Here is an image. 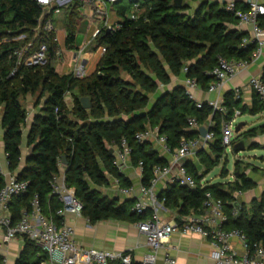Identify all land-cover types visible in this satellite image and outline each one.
Returning <instances> with one entry per match:
<instances>
[{
	"label": "trees",
	"instance_id": "16d2710c",
	"mask_svg": "<svg viewBox=\"0 0 264 264\" xmlns=\"http://www.w3.org/2000/svg\"><path fill=\"white\" fill-rule=\"evenodd\" d=\"M173 0H141L138 9L127 6L113 7L118 16L119 28L102 29L95 38L97 50L105 49L95 71L83 79L71 74L58 75L52 65L57 51L54 33L43 31L36 38L34 47L47 45V62L43 66H18L13 56L25 42L15 39L26 34L34 38L41 9L32 0H0V128L7 170L18 182L26 183L25 194L15 197L10 205L14 219L29 207L34 195L39 198L44 215L59 221L55 215L60 208L52 195L51 181L63 172L68 188L82 205L81 215L91 225L104 221L137 224L145 220V214L132 213L133 202H122L109 197L100 189L110 185V179L118 180L120 187L131 188L124 173L112 165L109 150L119 147L124 140L131 150L130 165L141 164V185L149 187L155 167L167 165L152 143H137L134 136L147 126L157 128L167 139L171 151L178 148L183 139L198 138L197 131L187 128V120L194 118L205 125L212 109L203 103L201 109L189 100L181 86L171 91L159 92L160 86L170 85L171 77L194 81L207 90L213 79L209 72L219 58L227 61H250L255 50L253 44L242 47L247 34L237 31L238 19L217 3L205 0H182L181 9L172 7ZM190 4H195L192 7ZM246 4L235 3V9L246 11ZM76 5L64 13L67 27L64 45L70 51L76 49V34L69 27L71 21L82 20ZM134 19H131V16ZM46 20V18H44ZM264 21V17H262ZM35 49V48H34ZM184 69L186 72L184 73ZM261 80L264 83V67ZM153 96V103L150 102ZM26 97L36 98L38 112L33 117L26 135L29 153L22 161V129L26 126L27 113L21 104ZM69 97V102L65 98ZM88 98L90 109L84 110L80 100ZM222 102L227 114L215 113L213 128L215 139L207 151L197 155L198 164L185 163L187 173L196 187L191 189L176 183L168 184L158 193V200L169 213L177 218L201 210L205 193L220 199L224 204L227 222L224 228L243 234L246 244L264 246V196L249 206L238 204L236 195L251 191L255 184L234 165L230 183H206L201 181L224 158L220 123L231 121L235 111L244 114L240 99L234 92H227ZM264 112V103L254 95L249 114ZM235 136L232 146L250 140L249 150H260L252 142L264 134V126L253 128ZM237 153H235L236 155ZM61 157H65L66 165ZM239 162V161H237ZM228 173L222 166L220 177ZM264 175V173H263ZM6 183L0 176V190ZM235 213V215L233 214ZM42 252L30 241L23 240V248L15 264H39ZM0 264L3 260L0 257Z\"/></svg>",
	"mask_w": 264,
	"mask_h": 264
},
{
	"label": "built area",
	"instance_id": "2783aa9c",
	"mask_svg": "<svg viewBox=\"0 0 264 264\" xmlns=\"http://www.w3.org/2000/svg\"><path fill=\"white\" fill-rule=\"evenodd\" d=\"M40 9L41 16L38 20V26L33 30L34 38L28 40L26 34L18 36L15 41L25 42V44L16 50L13 56L17 59L18 66L34 67L43 66L47 62V45L40 43L34 47L37 36L41 31L44 33H54L55 14H58L62 8L67 11L74 6H78L82 13V21L86 20L94 29L92 38L85 44L72 50V59L75 66L71 75L75 79H83L87 76L86 58L89 51L86 47L95 41L96 36L102 29L116 30L119 28L118 22L109 24L111 13L110 7H116L122 0H32ZM140 0H129L134 10L138 9ZM236 0H228L225 9L232 12L238 19L239 26H249L251 36L242 40V47L253 44L255 50L250 61H227L223 58L217 60L216 65L209 72L213 82L209 85L208 93H218L221 91L224 83L235 77L240 71L245 70L252 61L257 59L264 46V4L260 0H244L248 6L246 11L235 9ZM46 18V20L44 19ZM134 19V16H131ZM53 42H58V37H53ZM35 48V49H34ZM100 55L105 53L103 47L97 48ZM60 51L55 52L57 60H61ZM186 72V69L183 71ZM248 89L257 99L264 103V83L259 77H253L248 82ZM183 88L189 100L194 101L192 91L198 86L194 81L184 80ZM235 99H239L240 90H234ZM68 102V97L65 98ZM195 102V107L201 109L203 103ZM212 109L210 119L205 125H199L194 118L187 120V128L190 131H199L204 127L207 131L205 137L198 134L196 139H183L174 151H171L167 145V139L160 135L157 128L147 126L143 131L134 136L137 143H152L159 153L168 159L167 165L155 167L153 170V179L149 187L139 185L137 193L133 188H122L118 180L111 178L112 187L117 195L122 198L134 197L132 213L145 214L148 216L145 220L136 224V228L141 236L144 237L147 248L150 253L142 260L140 264H156V253L163 249L172 234L197 235L206 240L211 247V259L214 264H264V246L255 245L250 248L246 244L243 234L236 230H226L223 226L227 222V216L224 211V204L220 199L214 198L210 193H205L201 210L197 213H191L185 217H178L174 213L171 219L162 218V214L169 212L163 207L162 202L158 200L157 185L160 181H166V184L176 183L182 187L195 188L194 179L187 173L185 163L188 161L198 164V153L207 151L213 143L215 136L213 128L215 113L220 116L227 114V110L222 100H216L208 103ZM240 116L239 111H235L231 121L226 122L222 119L220 123L221 141L223 147L232 150L233 141L237 134L234 129L237 126L235 119ZM112 165L120 173H124L131 165L129 157L130 148L124 140L119 147L112 149ZM5 156V155H4ZM6 159V157H5ZM59 166H62L59 161ZM0 165V176L3 177L6 185L0 190V230L4 231L3 243H9L17 238L26 239L33 243L44 255V259L39 264H133L131 251L123 253H114L106 251H97L78 246L74 241V231L71 226L66 224L65 215H74L81 217L82 205L75 198L74 191L68 188L64 181L63 172L54 176L51 181L52 195H55L60 208L56 211L59 221L52 217L44 215L37 195L30 200L29 207L22 210L17 219L13 218L10 205L15 197L23 195L27 191V185L18 182L15 175ZM141 180V164L137 167ZM175 171V174H173ZM205 179L201 185L206 184ZM233 180V178H232ZM241 195V194H239ZM235 215V213H233ZM237 239L241 250L238 252L231 246V241ZM2 246L0 244V250ZM4 263V262H3ZM162 264H176L173 257L165 252Z\"/></svg>",
	"mask_w": 264,
	"mask_h": 264
},
{
	"label": "crops",
	"instance_id": "0c3cea01",
	"mask_svg": "<svg viewBox=\"0 0 264 264\" xmlns=\"http://www.w3.org/2000/svg\"><path fill=\"white\" fill-rule=\"evenodd\" d=\"M210 3H217L220 6H225L228 0H205ZM245 4L244 0H236L235 3ZM264 4V0H260ZM119 19L116 21L118 22ZM237 31L243 32L247 34V37L251 36V29L249 26H239L235 27ZM264 42V37H263ZM81 43L77 44L76 38V48H78ZM65 51V50H64ZM72 52V51H68ZM102 56L100 55L98 50H91L86 58V69H87V76L92 74L97 64ZM264 67V46L262 48L261 55L252 61L250 65L245 69L240 71L235 77L229 79L224 83L221 91L218 93H208L207 90H202L200 87L193 90L192 96L194 101L201 102V103H209L216 100H222L223 96L227 92H234L235 89L240 90V107H245V113L249 114V110L252 108V101L254 98V94L248 89V82L253 77H260L262 74V69ZM56 72V71H55ZM57 73V72H56ZM61 76V74L57 73ZM71 74V73H70ZM185 78L180 76L179 78L171 77L170 85L167 87L160 86L159 92L161 89H165V91H171L176 86L183 87ZM29 101L32 97H26ZM68 97V102H69ZM33 102L31 106L27 107L26 113V126L22 129V160L24 157L29 153V149L26 148V135L29 129V126L33 120V117L38 112L39 107L36 108V98L32 99ZM153 103V102H152ZM250 115L251 124L246 125L243 124L242 132L247 130L264 126V112H261L256 115ZM240 114L239 117H241ZM238 117V118H239ZM1 118V114H0ZM237 119V118H236ZM253 119H261L260 121L263 124L253 123ZM1 120V119H0ZM257 125V126H255ZM2 130L0 128V165L1 167L6 170L5 163L6 159L4 156L3 151V143H2ZM250 141V140H249ZM252 142L257 143L261 149H264V134L259 135L255 138ZM116 147L112 148L115 149ZM157 151L158 155L164 158L167 162L168 159L161 155L156 147H154ZM62 173V171H61ZM124 174L129 178L132 188L137 193L138 187L140 185V175L139 170L130 166ZM175 174V171H173ZM260 175V173H258ZM255 184V187L251 190V192L255 193L258 192L259 198L264 195V181L253 179L249 176H246ZM167 186L166 181H160L157 185V193L162 192L165 187ZM110 187H112L111 180L110 185L108 188L104 189L106 195L109 196L110 194ZM113 188V187H112ZM249 192V191H248ZM117 194V193H116ZM244 193L242 196L246 195ZM109 197H115L111 195ZM122 198V197H121ZM241 204H246L245 199H242ZM173 217V216H172ZM171 217V218H172ZM162 218L168 220L171 219L164 214ZM66 224L71 226L74 231V241L75 243L83 248L86 249H93L97 251H106V252H114V253H123L126 251H131L132 255V262L133 264H140L142 260L150 253L149 249L146 246L145 239L141 236L136 228V224H129L125 222H117V221H104L99 222L94 225H91L87 219L84 217H77L74 215H65L64 217ZM227 230V229H226ZM4 239V231L0 230V244L2 246L0 250V257L3 260V264H15L22 248H23V239L17 238L9 243H3ZM231 246L236 250L240 251L241 246L237 239H233L231 241ZM165 252H168L171 257H173L176 261V264H214L211 259V247L209 243L204 240L203 238L197 235H180V234H172L168 239L167 244L161 250L156 253V264H162L163 257Z\"/></svg>",
	"mask_w": 264,
	"mask_h": 264
},
{
	"label": "rangeland",
	"instance_id": "374dc122",
	"mask_svg": "<svg viewBox=\"0 0 264 264\" xmlns=\"http://www.w3.org/2000/svg\"><path fill=\"white\" fill-rule=\"evenodd\" d=\"M141 1V0H140ZM221 2V0H220ZM129 4V0H122L120 3H118L117 6L122 7V6H127ZM192 7H195V4H190ZM109 12L114 10L113 7H110ZM65 8H62L58 14H55L54 20H55V31L54 34L56 37H58V42L56 43L57 46V51H60L63 53L61 54V60H57L55 57L54 61H52V65L55 69V71L61 75H68L70 74L75 66V61L72 59V52H68L70 49L65 47L64 45V40H65V35H66V29L67 27L65 26L67 24L66 20H64L63 16L65 13ZM82 16V13L80 14ZM118 20V16H116V13L112 12L110 16V21L109 24L113 25L116 21ZM77 25L78 28L75 30L76 38H77V44L81 43V45L87 43L93 35V27L89 25V23L84 20L80 22V20L76 21H71L69 23V27L74 28V25ZM80 45V46H81ZM96 47L95 41L91 42L88 47H86V51H91L93 48ZM65 50V51H64ZM95 50V49H94ZM165 89H161L160 92H163ZM34 99V97H32ZM29 101L24 98L21 100V104L26 109L27 107L31 106V103L33 100ZM154 98L153 96H150V102H153ZM261 119H253V123L257 124V122H260L259 124H263ZM241 123H245L246 125L251 124V118L250 115L247 113H244L241 117L235 119V124L239 125ZM257 126V125H255ZM242 132V131H241ZM245 150L239 154L233 153L230 148H226L224 152V158L221 160L219 165L214 168L204 179L205 183L209 184H215V183H230L232 181V174L234 171V165L236 163H239V171L241 173H244L246 176H249L253 179L256 180H261L264 181V149L263 150H254L250 151L249 150V145L251 142L246 139L243 141ZM262 147V146H261ZM239 161V162H237ZM225 165L226 170H227V177L225 179H222L220 177V171L222 169V166ZM260 173V175L258 174ZM102 193H105L104 189H100ZM114 195L117 196L115 193L114 189L110 187V194L109 196ZM241 195H236V200L237 203L241 205L242 199H245L246 206H249L250 203L252 202H258L260 200L258 192H247L246 195L242 196ZM264 196V195H263ZM163 215V214H162ZM165 216L171 218L174 216V213H168L164 214Z\"/></svg>",
	"mask_w": 264,
	"mask_h": 264
},
{
	"label": "water",
	"instance_id": "95a60500",
	"mask_svg": "<svg viewBox=\"0 0 264 264\" xmlns=\"http://www.w3.org/2000/svg\"><path fill=\"white\" fill-rule=\"evenodd\" d=\"M181 6H182V0H173L172 7L174 9H181ZM108 31L109 30H107V32ZM80 102H81L82 108L84 110H89L90 109V102H89V99L88 98H82L80 100ZM242 127H243V124L242 123L239 124V125H237L235 127V129H234V133L235 134H238L240 132V130L242 129ZM197 133H199V135L201 137H205L207 131H206V129L204 127H201ZM2 135H3V133H2ZM244 150H245V147H244V143L243 142L237 143L233 147L234 153H237V154L243 152ZM112 152H113V150L110 149L109 150V153L112 154ZM61 161H62V165L63 166H65L67 164L65 157H61ZM115 197H118L122 202H134V200H135L134 197H132V198H121V196H119V195H117Z\"/></svg>",
	"mask_w": 264,
	"mask_h": 264
}]
</instances>
